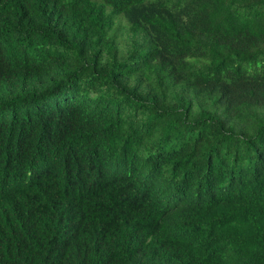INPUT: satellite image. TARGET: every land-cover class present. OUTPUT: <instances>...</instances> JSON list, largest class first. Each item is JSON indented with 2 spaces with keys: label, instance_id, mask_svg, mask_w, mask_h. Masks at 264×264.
I'll return each instance as SVG.
<instances>
[{
  "label": "trees",
  "instance_id": "trees-1",
  "mask_svg": "<svg viewBox=\"0 0 264 264\" xmlns=\"http://www.w3.org/2000/svg\"><path fill=\"white\" fill-rule=\"evenodd\" d=\"M0 264H264V0H0Z\"/></svg>",
  "mask_w": 264,
  "mask_h": 264
}]
</instances>
